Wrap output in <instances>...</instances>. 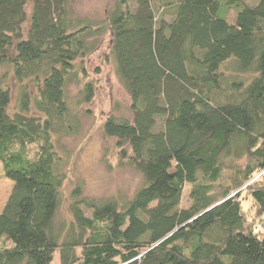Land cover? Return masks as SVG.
<instances>
[{
	"label": "trees",
	"instance_id": "obj_1",
	"mask_svg": "<svg viewBox=\"0 0 264 264\" xmlns=\"http://www.w3.org/2000/svg\"><path fill=\"white\" fill-rule=\"evenodd\" d=\"M70 4L0 0V66L22 87L10 114L0 86V163L13 184L0 264H51L57 250L59 264H264V223L247 220L240 200L247 192L264 216V0H116L95 28L72 19ZM107 32L132 118L108 116L103 133L143 184L123 204L76 189L72 220L58 227L65 173L53 136L77 131L66 85Z\"/></svg>",
	"mask_w": 264,
	"mask_h": 264
},
{
	"label": "rangeland",
	"instance_id": "obj_2",
	"mask_svg": "<svg viewBox=\"0 0 264 264\" xmlns=\"http://www.w3.org/2000/svg\"><path fill=\"white\" fill-rule=\"evenodd\" d=\"M156 2V0H154ZM116 0H71L70 13L72 19L91 27L101 25L105 13L111 9ZM257 0H245V4L255 5ZM31 7L26 8L29 18ZM166 22H171L173 16L166 9L159 10ZM228 21L234 20V11L228 13ZM27 24L25 25L26 30ZM25 33V32H24ZM96 41L98 49L85 58L78 59L74 64L76 70L74 79L66 85L67 104L74 120L77 122V131L71 135L55 134L53 141L57 155L62 159V170L65 173L64 181L59 189L60 205L55 216V225L68 224L72 220L69 208L73 202V193L76 189L82 197L90 200H106L115 198L123 204L130 199L142 186L141 175L120 161L116 140L108 138L103 133V124L110 115L119 119L131 120L130 99L123 88L110 54L109 32L96 36L90 41ZM29 89H34L32 80L22 82ZM89 84L93 90L91 101L84 102L83 90ZM0 86H7L11 92L9 113L18 111L20 88L7 65L0 66ZM28 116H35L30 110ZM30 157L35 154V146H27ZM258 176H255V180ZM12 182L7 180L0 163V213L9 197ZM190 185H185L181 196V208L190 205L188 198ZM240 200L247 220L264 223V216H257L255 206L247 192H241ZM85 216L90 217L91 212L84 209ZM51 264H59V251H55Z\"/></svg>",
	"mask_w": 264,
	"mask_h": 264
},
{
	"label": "built area",
	"instance_id": "obj_3",
	"mask_svg": "<svg viewBox=\"0 0 264 264\" xmlns=\"http://www.w3.org/2000/svg\"><path fill=\"white\" fill-rule=\"evenodd\" d=\"M262 231V224H259L255 227L254 232H261Z\"/></svg>",
	"mask_w": 264,
	"mask_h": 264
}]
</instances>
